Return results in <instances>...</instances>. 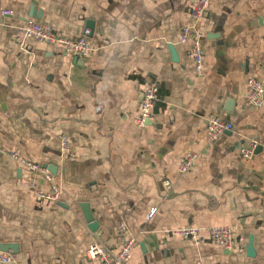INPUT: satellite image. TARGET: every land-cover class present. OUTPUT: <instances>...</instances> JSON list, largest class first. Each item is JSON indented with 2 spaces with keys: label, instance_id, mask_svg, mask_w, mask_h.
<instances>
[{
  "label": "crops",
  "instance_id": "0c3cea01",
  "mask_svg": "<svg viewBox=\"0 0 264 264\" xmlns=\"http://www.w3.org/2000/svg\"><path fill=\"white\" fill-rule=\"evenodd\" d=\"M194 1L0 0V143L57 166L65 192L63 201L39 202L26 169L0 154V243L17 244L11 264H100L87 249L100 242L118 251L121 222L139 241L128 264H264V107L245 97L250 77L264 83V0H210L196 24L201 76L191 45L179 42ZM30 17L73 39L89 28L91 54L23 38ZM152 82L154 117L139 126L141 92ZM213 116L234 127L210 141ZM64 136L72 157L61 151ZM250 138L261 143L245 159ZM188 151L199 161L181 175ZM189 224L234 226L232 249L206 232L199 244L166 233Z\"/></svg>",
  "mask_w": 264,
  "mask_h": 264
},
{
  "label": "built area",
  "instance_id": "2783aa9c",
  "mask_svg": "<svg viewBox=\"0 0 264 264\" xmlns=\"http://www.w3.org/2000/svg\"><path fill=\"white\" fill-rule=\"evenodd\" d=\"M210 0H195L190 9L191 22L182 27L179 35V42L190 44L191 54L195 63V70L198 75H202L205 67V53L201 40V32L196 24L203 19L209 8ZM11 9H5L4 14H12ZM19 31L23 38H32L39 42L55 43L62 46L63 50L78 57H87L92 52V46L89 42L91 30L86 28L81 37L73 39L60 35L55 28L45 22H41L33 17L28 18L20 27ZM158 85L154 82L147 85L140 96V115L137 118V124L144 126L153 120V108L158 98ZM246 104L256 108L264 107V83L256 77L248 79V92L245 95ZM234 122L218 116L208 118L206 123V134L210 141H215L226 131L232 130ZM261 141L258 138L248 139L240 148L243 158L250 159L254 156L256 148ZM61 151L73 156L70 150V140L64 136L61 141ZM0 154L14 159L20 166L27 171V176L23 178L24 184L33 189L36 198L41 203H55L63 201L65 192L57 180L56 175L50 169L39 161L30 159L22 155L18 150H11L0 143ZM199 161V154L195 151H188L182 156L178 172L181 175L189 173ZM44 185L47 188L44 189ZM157 208H153L147 215L150 219ZM119 232L123 235L122 244L118 251L112 250L107 245L100 242H93L89 245L86 257L92 260H98L100 264H128L133 256L135 248L139 241L134 234L128 233L127 224H119ZM203 232L208 234V238L214 244L224 248L232 249L235 240V227L231 225H213L207 228L189 224L166 230L171 236H180L188 238L199 244L203 241ZM14 261V255L10 251L0 250V264H11Z\"/></svg>",
  "mask_w": 264,
  "mask_h": 264
},
{
  "label": "water",
  "instance_id": "95a60500",
  "mask_svg": "<svg viewBox=\"0 0 264 264\" xmlns=\"http://www.w3.org/2000/svg\"><path fill=\"white\" fill-rule=\"evenodd\" d=\"M91 22L93 23V21H91ZM91 29H93V24H91ZM170 49H171V52H172L174 58L178 60V54H177V51H176L175 46L173 44L170 45ZM230 103H233V100H232V102L229 101V104ZM226 108L231 110V106L226 107ZM257 148H256V150H257ZM44 165L47 166L50 169V171H52L54 174H57V166H55L53 164L52 165L51 164H44ZM83 207L87 208V210L85 211V215H86L87 221L89 223H91V228L94 230L95 226H97V223L94 220L91 209L89 208V205L87 203L83 204ZM0 250L10 251L12 253H15V252H17V244L16 243L1 242L0 243Z\"/></svg>",
  "mask_w": 264,
  "mask_h": 264
}]
</instances>
